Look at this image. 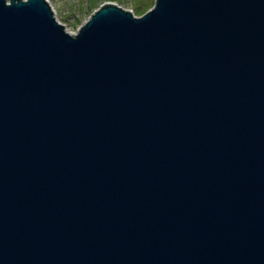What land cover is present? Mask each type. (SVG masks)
Returning <instances> with one entry per match:
<instances>
[{"label": "water", "instance_id": "95a60500", "mask_svg": "<svg viewBox=\"0 0 264 264\" xmlns=\"http://www.w3.org/2000/svg\"><path fill=\"white\" fill-rule=\"evenodd\" d=\"M0 264H264V0H0Z\"/></svg>", "mask_w": 264, "mask_h": 264}, {"label": "rangeland", "instance_id": "374dc122", "mask_svg": "<svg viewBox=\"0 0 264 264\" xmlns=\"http://www.w3.org/2000/svg\"><path fill=\"white\" fill-rule=\"evenodd\" d=\"M53 17L61 24L64 31L75 35L79 28L101 5L114 4L131 11L134 16H141L152 8L154 0H46Z\"/></svg>", "mask_w": 264, "mask_h": 264}]
</instances>
